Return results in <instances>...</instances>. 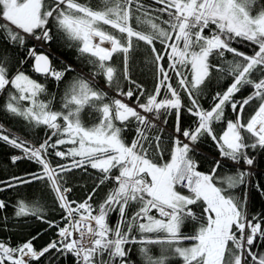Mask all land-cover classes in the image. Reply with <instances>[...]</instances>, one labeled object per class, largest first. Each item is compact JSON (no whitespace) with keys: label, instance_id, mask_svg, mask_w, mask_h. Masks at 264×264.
<instances>
[{"label":"snow or ice","instance_id":"1","mask_svg":"<svg viewBox=\"0 0 264 264\" xmlns=\"http://www.w3.org/2000/svg\"><path fill=\"white\" fill-rule=\"evenodd\" d=\"M155 3L159 5L160 16L153 17L141 0H103L104 7L100 10L79 0H52L47 8L44 0H0V19L6 21L0 24V34L9 45L24 48L25 59L34 61L36 73L61 82L73 71L70 65L57 70L49 56L38 50L54 42L58 34L69 47L87 56L88 63L96 69L90 79L77 76L68 83L63 104L66 112L53 111L51 100L40 99L46 94L45 86L23 71L11 75L8 57L0 55V93H7L3 110L32 126L43 125L53 130L38 146L0 130V140L23 153L13 156L12 163L27 158L41 166L40 173H33L28 179L13 177L15 184L6 186L46 180L66 213L63 227L46 221L49 227L58 229L59 238L40 250L31 240L17 247L0 242V264H38L50 253L53 259L71 254L75 264H136L129 246H139L140 264H168L173 257L180 258L182 264H264V253L254 250L257 238L264 240V217L250 218L247 199L253 187L264 195V183L253 181L255 159L246 151L264 149V0H155ZM133 19L148 31L133 27ZM134 39L150 46L154 54L159 80L155 92L147 96L146 102H139L136 97L137 106H129L121 99L105 102L106 93L92 81L102 76L107 84L119 88L118 70L109 63L118 53L123 55V79L130 80L128 54ZM30 40L36 44L28 46ZM157 40L164 46L163 52L155 47ZM235 40L249 42L253 54L238 51L232 46ZM226 53H231L234 59H225L223 65L210 64L211 56L225 58ZM165 58L170 62L167 69L161 63ZM213 68L233 80L225 91L214 95L213 106L207 110L200 106L199 97ZM168 69L178 77L179 88L187 94L189 105L182 103L180 93L170 82ZM254 73L259 76L254 78ZM245 86L253 91L242 101L236 100V94ZM162 88L170 96L158 100ZM118 95L131 99L134 92L121 90ZM253 101H259L258 107L244 121L245 106ZM85 105L100 113L99 123L92 127H85L80 120ZM226 106L236 113V119L228 120L226 130L217 137L213 124L225 118ZM182 109L196 118L194 128L181 127ZM173 112L174 132L178 135L173 139L170 159L154 162L149 158V149L160 150L161 136L150 138L146 133L157 127L154 120L167 124V115ZM133 121L136 138L129 144L123 133ZM204 135L216 142L222 157L233 162L237 169L234 173L218 176L222 167L219 160L207 174L198 170L193 155ZM53 137L59 138L53 141ZM65 144L73 147L67 152L58 149ZM50 149L56 157L71 156V167H53L47 159ZM85 164L104 174L100 184L110 179L117 184L99 205L97 214H93L96 210L88 203L91 196L80 203L69 201L66 194L71 190L62 184L61 173L83 168ZM113 169H118V175L112 174ZM183 189L189 194H182ZM236 189L243 195H233L232 190ZM133 204L136 211L128 216L127 209ZM6 207L0 200V209ZM194 207L201 209L199 215ZM117 211L120 220L111 227L108 216ZM15 215L44 220L38 203L20 201ZM189 221L199 225L191 236L183 232ZM74 233L79 234L78 238H74ZM185 240L195 243L184 247ZM155 245L160 246L159 256L152 252Z\"/></svg>","mask_w":264,"mask_h":264},{"label":"trees","instance_id":"2","mask_svg":"<svg viewBox=\"0 0 264 264\" xmlns=\"http://www.w3.org/2000/svg\"><path fill=\"white\" fill-rule=\"evenodd\" d=\"M52 0H44L45 7L47 8L51 4ZM80 3L92 7L95 10H100L104 7L103 0H79ZM141 3L145 6V9L151 13L153 17L160 16L157 12L159 5L155 3V0H141ZM162 19H166V16H162ZM159 22V21H157ZM6 21L0 19V24H4ZM133 27L137 30L148 31L144 25H137L135 20L132 21ZM107 27V26H106ZM114 31V30H110ZM158 51L163 52L164 46L157 40L154 42ZM34 45V42L30 40L28 46ZM48 46L55 54L52 56V64L59 69H64L69 65L73 71H69L64 80L61 82L55 81L51 77L41 76L31 71L32 65L31 59H25V50L19 46L9 45L3 34H0V55H6L8 57V69L11 75H15L17 71H23L24 73H30L36 81L43 84L46 88V94L41 95L40 99L45 102L51 100V109L53 111H64V94L67 89L68 83L77 76H83L85 79H90L92 74L96 71L93 65L88 63L87 56H81L75 47H69L68 43L57 35V38ZM182 46V43H181ZM232 46L238 51L247 55L253 54V46L249 42L235 40L232 42ZM39 48L38 50H40ZM170 52V49L168 50ZM128 67L130 80H124L122 76L123 72V55L115 54L113 61L109 62L117 68V76L119 78V88L115 85H109L106 83L102 76H96L92 81L93 85L99 90L106 93L107 99L105 102H111L113 99H117L116 94L119 91L133 90V98L128 100L133 105H137L138 101L136 97H139V102H146L147 96L152 95L155 86L158 81V72L154 61V54L151 51V47L146 45L142 41L133 40V48L128 54ZM59 57V58H58ZM61 59V60H60ZM225 59H234L231 53H226L225 58H220L213 55L209 58V62L212 65H223ZM239 59V58H236ZM23 60V63L21 61ZM167 69V58L162 61ZM68 64V65H67ZM76 65V66H75ZM76 67V68H75ZM170 76L172 77V85H176V75L170 69H168ZM189 75L188 72H186ZM259 73H254V78H257ZM89 77V78H88ZM233 78L227 74H221L212 69L210 78L206 81L203 87L202 95L199 97V104L202 108L208 109L214 103L213 97L217 92H223L232 83ZM100 82V83H99ZM10 87V86H9ZM14 91V90H13ZM250 86H245L239 93L236 94L235 99L242 101L251 92ZM143 92V95H141ZM182 103L189 105L190 101L187 94L179 89ZM165 95L170 96L165 88L161 89V95L157 99H163ZM120 96V95H118ZM121 97H126L122 96ZM7 100V93H0V122H2L4 128L1 127L5 134L20 137L31 143L38 144L47 139L51 135L52 129L46 126H32L21 117L13 116L3 110L5 101ZM27 104V102H24ZM259 101H253L249 105L245 106L243 112V120L247 121L254 111L258 107ZM100 113L95 110L94 107L85 105L80 112V120L85 127H92L99 123ZM163 119V117L161 118ZM236 113L231 110L230 106L225 107V118L220 122L213 124L214 134L219 137L226 128L228 120H235ZM156 121V120H155ZM167 124H161L160 121L156 123L157 127L149 129L146 133L150 138H154L157 135L161 136L160 150L155 148L149 149V158L154 162H166L170 157L172 148V135L176 125V117L174 112L167 115ZM63 123V121H59ZM119 125V122H116ZM164 125L168 129L162 127ZM196 126V118L191 116L186 109L181 110V127L188 129ZM161 128L163 131L161 132ZM172 129V130H171ZM170 131V132H169ZM126 143H131L136 138V123L133 121L127 130L123 133ZM247 136V133H244ZM57 137H53V141ZM147 147V145H146ZM198 151L195 152L193 158L198 163V170L202 173H209L212 170L214 162L217 161L216 157L224 158L225 161H221L222 167L218 170V176H225L226 174H232L237 169L233 166V162L226 157L220 155L219 148L215 141L211 137L204 135L201 136L197 142ZM64 150L65 148L62 147ZM51 151V150H50ZM250 151L254 155L255 165L253 168L252 179L256 183H264V149L262 150H246ZM13 156H23L20 149L13 148L11 145L0 140V200L4 201L7 205L6 208L0 209V242H4L9 246L17 247L23 243L31 240L33 246L40 250L51 242L56 236L58 229L56 227H49L46 221H53L55 224L62 226L64 223L65 212L59 206L56 193L51 190L46 180L34 181L29 184H18L15 187L8 188V183L15 184L13 177H20L24 179L30 178L33 173H40L41 166L32 160L27 158L18 159L15 163H12ZM49 162L53 167L57 165H65L71 167L68 157L60 158L56 157L54 153L49 154ZM69 162V163H68ZM247 168V166H244ZM113 175H118V169H113ZM63 180V187L69 188L71 191L66 195L68 200L82 201L85 198L91 196V204L94 208L93 214H97L98 207L104 202L109 192L117 186L114 180H106L103 184H100V180L104 174L96 169H92L90 165L85 164L83 168H72L70 172L61 173ZM99 185V187H97ZM218 186L219 183H218ZM182 194H189L187 190H182ZM232 194L235 196H241L243 193L240 189L232 190ZM248 199V213L250 218L256 217L261 219L264 217V195L256 192L255 188H251L247 193ZM20 201L32 204L38 203L43 209L44 220L37 219L35 216H22L17 217L15 211ZM136 211V205H132L127 209V215L131 216ZM154 211V210H153ZM194 211L199 215L201 209L194 207ZM119 212H112L108 216V223L111 227L119 222ZM199 225L195 222H186L183 229L185 235L191 236L196 233ZM35 237V239H33ZM195 241L185 240L182 241V246L190 247ZM131 249L132 259L136 261V264H140V257L138 254L139 246H129ZM254 250L264 253V240L257 238L255 242ZM152 252L154 255L159 256L160 246H152ZM37 264V262H33ZM38 264H75V257L71 254L64 253L56 256L53 259V254H46ZM168 264H182L180 258L173 257L169 260Z\"/></svg>","mask_w":264,"mask_h":264},{"label":"bare ground","instance_id":"3","mask_svg":"<svg viewBox=\"0 0 264 264\" xmlns=\"http://www.w3.org/2000/svg\"><path fill=\"white\" fill-rule=\"evenodd\" d=\"M33 41V40H32ZM34 43H36V41H33ZM105 46H109V45H105ZM39 51H42L43 53H46V55H48L49 56V58H50V60H51V62H52V56L53 55H55L53 52H52V50L48 47V46H45V47H42ZM59 58V57H58ZM61 60V59H60ZM32 62H33V60H32ZM68 65V64H67ZM52 66L54 67V68H56L57 70H63V69H59V68H57V67H55V65H53L52 64ZM76 66V65H75ZM73 68V67H72ZM76 68V67H75ZM30 69H31V71H34V69H33V63H32V65L30 66ZM89 78V77H88ZM100 83V82H99ZM123 102H125V103H128L130 106H135V105H133L134 103H131L129 100H128V98L127 97H121V95L120 96H118ZM137 106V105H136ZM152 118V117H151ZM162 127H164V128H166V129H168L167 127H165L164 125H161ZM1 127L2 128H4V126H3V124H2V122H0V130H2L1 129ZM195 126H193L192 128H194ZM226 129V128H225ZM172 130V129H171ZM170 132V131H169ZM172 133H174V131H172L171 132V134ZM48 138V137H47ZM31 143V142H30ZM32 145H37V144H34V143H31ZM51 150V149H50ZM216 159L217 160H221V161H225V159L224 158H221V157H219V156H217L216 157ZM88 199V197L87 198H85L84 200H82V201H75V200H69V201H75V202H77V203H80V202H84L85 200H87ZM88 203H90L91 204V202H90V200L88 201ZM92 205V204H91ZM73 207H75V206H73ZM92 208H93V206H92ZM94 209V208H93ZM155 211V210H154ZM65 215H66V213H65ZM64 215V216H65ZM158 215V214H157ZM65 221H64V223H63V225L61 226V227H63L64 225H65ZM92 223V225H93V227H95V224H94V222H91ZM58 232V231H57ZM78 233H74L73 234V236H74V238H78ZM59 237H58V235L54 238V240H57Z\"/></svg>","mask_w":264,"mask_h":264},{"label":"rangeland","instance_id":"4","mask_svg":"<svg viewBox=\"0 0 264 264\" xmlns=\"http://www.w3.org/2000/svg\"><path fill=\"white\" fill-rule=\"evenodd\" d=\"M25 74L26 75H28L30 78H32V79H34L35 80V78L30 74V73H26L25 72ZM185 74L187 75V73L185 72ZM170 75V74H169ZM190 75V74H189ZM175 81H176V85H173V87L174 88H176L177 89V91L179 92V84H178V77H176V79H175ZM158 82H159V80L157 81V84H158ZM171 82V81H170ZM157 84H156V86H157ZM166 89V88H165ZM167 90V89H166ZM153 94H154V92H153ZM170 94V93H169ZM116 97H118V93L116 94ZM117 99H120V98H117ZM213 106V104L210 106V108H208L207 110H210L211 109V107ZM141 113L143 114V115H148L150 118H151V114H147V113H143V111L141 110ZM154 122L155 123H158L157 121H155L154 120ZM226 130V129H225ZM222 135V134H221ZM57 138H59V137H57ZM46 140V139H45ZM62 147H64L65 148V150L62 148ZM71 147H73V145H71V144H65V145H59L58 146V149L59 150H62V151H65V152H67V150L69 149V148H71ZM51 153H54L53 152V150H51ZM69 159H71L72 161L70 162V164H72V162H73V158L71 157V156H67ZM75 159H77V160H79L80 158L79 157H76ZM69 163V162H68ZM56 196H57V194H56ZM73 206H75V205H73ZM192 246V245H191Z\"/></svg>","mask_w":264,"mask_h":264},{"label":"water","instance_id":"5","mask_svg":"<svg viewBox=\"0 0 264 264\" xmlns=\"http://www.w3.org/2000/svg\"><path fill=\"white\" fill-rule=\"evenodd\" d=\"M36 44V43H35ZM44 54H46V53H44ZM33 64H34V61L32 62ZM38 74V73H37ZM41 75V74H40Z\"/></svg>","mask_w":264,"mask_h":264},{"label":"crops","instance_id":"6","mask_svg":"<svg viewBox=\"0 0 264 264\" xmlns=\"http://www.w3.org/2000/svg\"><path fill=\"white\" fill-rule=\"evenodd\" d=\"M169 159H170V157H169ZM169 159H168V160H169ZM164 162H165V161H164ZM164 162H162V163H164Z\"/></svg>","mask_w":264,"mask_h":264},{"label":"built area","instance_id":"7","mask_svg":"<svg viewBox=\"0 0 264 264\" xmlns=\"http://www.w3.org/2000/svg\"><path fill=\"white\" fill-rule=\"evenodd\" d=\"M36 146H38V145H36Z\"/></svg>","mask_w":264,"mask_h":264}]
</instances>
